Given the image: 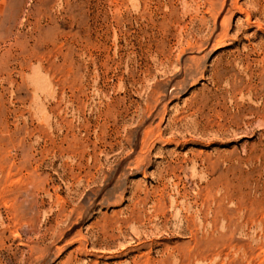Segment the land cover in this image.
<instances>
[{"label":"rangeland","instance_id":"obj_1","mask_svg":"<svg viewBox=\"0 0 264 264\" xmlns=\"http://www.w3.org/2000/svg\"><path fill=\"white\" fill-rule=\"evenodd\" d=\"M0 264H264V0H0Z\"/></svg>","mask_w":264,"mask_h":264}]
</instances>
